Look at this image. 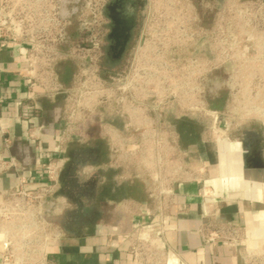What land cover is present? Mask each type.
I'll list each match as a JSON object with an SVG mask.
<instances>
[{
    "label": "built area",
    "instance_id": "obj_1",
    "mask_svg": "<svg viewBox=\"0 0 264 264\" xmlns=\"http://www.w3.org/2000/svg\"><path fill=\"white\" fill-rule=\"evenodd\" d=\"M102 4L103 0H0V51L16 48L18 56L25 62L20 74L25 77L31 90L27 100L17 101L21 110L19 120L37 118L40 110L36 102L38 95L67 94L68 89L59 79V65L74 57L82 59L81 66L87 60L86 53L79 47L80 36L99 21ZM262 9L261 5L260 18L264 23ZM92 14L93 19L90 17ZM162 25L169 23L162 22ZM183 31L182 73L175 78L174 84L182 85L186 90L182 107L191 111L189 114L194 112L195 116L199 114L203 117V77L205 73L217 69L218 62L214 64L212 61L210 65L209 62L193 59L196 52L189 51L192 45L188 44L189 41L206 42L210 31L199 29L191 34L187 28ZM218 32L219 23L215 21L211 36L215 34L217 46ZM193 50H197V45ZM184 56L190 62L185 64ZM167 64L164 62L162 68L168 71L164 73L166 76L169 73ZM80 69L85 78L83 67ZM2 84L0 78V108L6 99L1 92ZM83 88L84 81L81 87L70 89L72 101L67 105L60 130L55 136V151L61 156L51 158L43 165L44 180L34 183L23 174L18 158L0 156V178L8 174L16 176L14 186L0 188V264H58L51 257L50 246H58L63 232L50 219L46 205L57 196L60 188L66 144L75 117L73 99L75 94L83 93ZM164 101V96L157 97L153 107L154 117L140 112L135 121L140 132L138 136L114 135L113 138L118 149L119 164L125 170L133 169L134 175L130 173L129 178H139L140 175L145 178L148 196L153 202L151 207L140 208L132 215L130 264H173L176 253L169 242L173 231L171 210L177 196L176 186L187 182L199 186L201 216L209 219L201 230L204 242L208 245L226 243L240 251V227L218 217L220 197L207 184L210 164L201 157L198 165L193 166L188 161L186 150L178 146V133L164 117ZM43 129V125L35 124L28 129L25 138L41 140ZM0 137L7 147L14 139L9 128L3 127L1 122Z\"/></svg>",
    "mask_w": 264,
    "mask_h": 264
},
{
    "label": "crops",
    "instance_id": "obj_2",
    "mask_svg": "<svg viewBox=\"0 0 264 264\" xmlns=\"http://www.w3.org/2000/svg\"><path fill=\"white\" fill-rule=\"evenodd\" d=\"M25 62L18 56L15 47L0 51L1 92L5 96L0 108V122L9 128L13 141L9 147L0 137V156H15L22 164V172L34 183L45 179L43 165L51 158L61 156L55 151V136L66 114L63 93L40 94L36 102L40 106L34 120H19L20 107L17 101L27 100L31 94L28 82L20 71ZM43 125L41 140L26 139L33 125ZM67 147V146H66ZM66 159V154L64 155ZM116 174V173H115ZM98 182V192L89 204L86 217L79 218L74 212L75 204L69 203L62 188L50 200L46 208L50 219L58 221L62 211L66 225L58 246H50L51 257L58 264H130V240L133 213L151 207L144 177L116 180L114 172H103ZM219 176L217 165L209 166L207 184L219 197L224 194L216 184ZM16 183L15 174L0 178V188L8 189ZM177 196L172 208V227L169 242L176 255L173 264H246L239 249L226 243L208 245L201 230L209 219L201 216L200 188L193 182L176 186ZM261 200V199H260ZM251 201L264 205L263 201ZM252 204L244 200L218 204L219 216L235 225L263 223L264 210L252 211ZM254 212V213H253Z\"/></svg>",
    "mask_w": 264,
    "mask_h": 264
},
{
    "label": "flooded vegetation",
    "instance_id": "obj_3",
    "mask_svg": "<svg viewBox=\"0 0 264 264\" xmlns=\"http://www.w3.org/2000/svg\"><path fill=\"white\" fill-rule=\"evenodd\" d=\"M149 1L103 0L99 21L78 40L87 57L82 64L84 88L83 93L75 94L73 99L75 117L60 174V189L68 202L75 204L74 212L79 218L86 217L90 211L89 202L98 192L103 172H114L116 180H129L130 173L134 175L132 168L125 170L119 164L113 138L114 135L138 136L135 121L140 112L154 117L157 97L164 96V117L175 130L177 121L187 124L189 113L182 107L186 90L172 83L170 74H164L167 71L156 59V23L144 18ZM183 61L190 62L185 56ZM81 96L84 99H79ZM195 125L196 135H201L203 124L199 114ZM176 132L181 137L187 131ZM243 141L250 148L258 143L263 147L257 132H247ZM238 144L243 163L242 143ZM248 171L242 169L243 178L257 180L264 187V180ZM64 213L62 211L58 221L52 220L60 229L66 225Z\"/></svg>",
    "mask_w": 264,
    "mask_h": 264
},
{
    "label": "rangeland",
    "instance_id": "obj_4",
    "mask_svg": "<svg viewBox=\"0 0 264 264\" xmlns=\"http://www.w3.org/2000/svg\"><path fill=\"white\" fill-rule=\"evenodd\" d=\"M261 5L264 10V0H150L144 14L145 19L156 23L154 27L156 59L161 68L164 62L168 63L167 75L170 74L172 83L182 73L180 63L183 53L181 51L183 30L187 28L189 34L199 29L210 31L206 42H188L192 43L189 51L196 52L193 59L209 62L210 65L212 61L214 64L218 62V68L205 73L203 77L205 111L202 117V134L196 135L194 112L189 114L187 124L176 120L178 123L176 131L183 132L185 129L187 131L185 134L182 133L177 143L182 150H186L188 161L193 166L200 163L198 144L200 147L203 143L213 146L219 170L216 184L224 189V194L220 196L221 204L244 200V197L234 195L239 193L241 187L236 188L233 182L228 183L224 179L229 176L227 174L229 164L225 156L218 160L217 143L227 155L228 152L223 148L225 144L242 143L244 135L253 131L261 136L264 148V122L257 114L264 110V23L260 18ZM90 17L93 19L94 15ZM215 21L219 23L218 46L215 34L211 36L212 30L215 29ZM162 22L169 25L164 26ZM196 45L197 50H193ZM190 56L192 58V55ZM81 62L82 59L74 57L59 65V79L65 89H68L67 94L70 93V89H77L83 83ZM66 67L71 69L68 78H64L62 73ZM67 94L62 95L66 109L68 103L72 101L71 93L69 101ZM244 180L247 183L243 187L248 191L251 185L248 179ZM262 197L258 200L264 202ZM246 200L252 204L250 200ZM255 210H264V205L255 203L252 211ZM242 223L238 225L240 227L238 247L245 263L264 264V243L251 254L248 253L246 223Z\"/></svg>",
    "mask_w": 264,
    "mask_h": 264
},
{
    "label": "bare ground",
    "instance_id": "obj_5",
    "mask_svg": "<svg viewBox=\"0 0 264 264\" xmlns=\"http://www.w3.org/2000/svg\"><path fill=\"white\" fill-rule=\"evenodd\" d=\"M259 117L264 122V110H261L257 113ZM223 147V146H222ZM225 151L228 152L227 155H225L224 151L221 150V145L217 143V154H218V160L222 158V156H225L227 163L229 164V170L227 174L229 175L228 178L225 177L226 181L228 183H234L236 188L239 189L238 195L241 197H244L251 201H257L262 196L264 197V187L260 184L259 181L255 180H249V184L251 185L250 190L246 191L244 189V184L247 183L243 178L242 169L244 171H247L243 168V163H241V159L239 157L240 155V146L239 144H225L223 147ZM224 154V155H223ZM253 172L257 175L259 179L262 181L264 180V171H248ZM262 197V198H263ZM243 200V199H242ZM246 234L248 237L247 241V251L248 253H252L255 251L256 248L260 247V244L264 243V224L263 223H249L246 224ZM246 255V254H245ZM248 256V254H247Z\"/></svg>",
    "mask_w": 264,
    "mask_h": 264
},
{
    "label": "water",
    "instance_id": "obj_6",
    "mask_svg": "<svg viewBox=\"0 0 264 264\" xmlns=\"http://www.w3.org/2000/svg\"><path fill=\"white\" fill-rule=\"evenodd\" d=\"M243 148V168L250 171H264V148L260 143L255 147H248L245 141H242Z\"/></svg>",
    "mask_w": 264,
    "mask_h": 264
},
{
    "label": "trees",
    "instance_id": "obj_7",
    "mask_svg": "<svg viewBox=\"0 0 264 264\" xmlns=\"http://www.w3.org/2000/svg\"><path fill=\"white\" fill-rule=\"evenodd\" d=\"M70 71L71 69L69 67L64 68V70L62 71L64 78L69 77L71 73ZM198 156L201 157L204 161L208 162L210 165L217 164L216 151L214 150L213 146L209 143H203L201 147L198 144Z\"/></svg>",
    "mask_w": 264,
    "mask_h": 264
}]
</instances>
